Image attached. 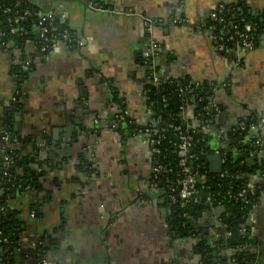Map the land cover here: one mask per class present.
<instances>
[{
    "label": "crops",
    "instance_id": "0c3cea01",
    "mask_svg": "<svg viewBox=\"0 0 264 264\" xmlns=\"http://www.w3.org/2000/svg\"><path fill=\"white\" fill-rule=\"evenodd\" d=\"M29 2L43 12L55 10L75 42L58 43L46 56L31 41L21 49L0 46V149L8 143L1 137L2 120L22 83L15 147L21 159L37 154L38 163L47 162L37 169L44 174L43 189L30 188L10 201L18 237L14 264H264V178L252 177L263 190L241 230V244L227 240L224 250H216L226 209L190 215L193 230L179 232L163 191L150 186L152 136L130 134L125 124L114 123L122 111L139 126L152 123L154 84L143 58L153 37L162 80L216 86L211 99L218 109L207 133L216 132L208 146L230 145L242 153L247 139L227 143L226 135L257 120L260 127L251 133L260 134L255 154L264 161V37L251 50L222 52L204 31L213 11L243 3L264 21V0H104L107 12L91 10L85 0ZM172 17L188 24H171ZM27 63L34 67L24 81L16 69L29 71ZM185 114L193 118V104ZM2 194L0 186V208ZM43 238L56 241L46 254L39 250ZM201 238L211 244L208 262L199 251ZM243 251L240 262L232 258Z\"/></svg>",
    "mask_w": 264,
    "mask_h": 264
},
{
    "label": "trees",
    "instance_id": "16d2710c",
    "mask_svg": "<svg viewBox=\"0 0 264 264\" xmlns=\"http://www.w3.org/2000/svg\"><path fill=\"white\" fill-rule=\"evenodd\" d=\"M92 1V0H91ZM105 4L104 0H99ZM242 7V13L236 12V7ZM0 7H9L12 12L7 15L12 20L11 24L6 22L4 19L2 9L0 8V30H2L6 36L3 42L6 46L14 45L16 48H23L27 42H33L38 50H40V29L44 26L42 22V14H55V34H61L68 26L64 23L61 24V17L51 11L49 13L40 11L38 8L33 6L29 0H0ZM29 11L30 15L24 20L23 17L25 12ZM226 11V14L224 13ZM224 11L220 12L221 17L225 20L224 24L215 23L218 28H222L223 25L231 27L232 24H241L243 21L246 23H252L255 25L254 30V41L255 44L264 37V21L260 17L255 16L252 9L243 4H238L230 7H225ZM208 20L207 24H209ZM47 23L45 24V26ZM24 27L27 33L21 35L18 28ZM243 27V24H241ZM71 38L67 41L68 45H73L75 42L74 33L70 30ZM2 44L0 43V46ZM27 58L23 60L26 61ZM34 65L31 63L29 71H22L20 68L16 69L21 80L26 81L29 77L30 71ZM147 72H149L147 70ZM24 83V82H23ZM203 83V82H202ZM189 82H174L167 83L162 87H153L149 93V102L152 105V123L154 129L152 130L153 138L160 141L157 146L158 158L157 164L163 166H169L173 168V172L163 173L160 181L161 188L170 190V185L175 181L177 174L180 172L179 163L182 159L180 151L176 149L177 145H180L182 138L187 135L192 137L191 154L194 158L189 161L194 168V172L198 175L197 189L205 196V199H211L225 207L226 211L223 217V223L225 225V231L231 232L233 229H240L242 224L247 223L249 214L252 212L254 207L258 204L262 195V186L254 184L252 177L258 176L264 178V161H260L257 154H255V142L258 140L260 134H252L251 126L258 124L257 120L243 121L246 125V130H236L226 135L227 143H230L232 139L246 140L247 145L243 146L242 153L236 154L231 150L229 145L227 148H223L218 144L213 147L208 146V140L212 131L208 134L203 126L201 125V119L210 120L213 123L214 116L210 109L213 105L211 100L215 86L208 83H203L204 90L185 92L184 95L180 94L179 90L181 87H185ZM179 97V105L176 108L175 98ZM15 102H12L10 107L6 110L4 118L2 120V134L1 137L9 136V142L6 144L7 152L2 154L0 149V186L3 194L1 196V208H0V235L6 237L9 240L8 244L0 245V264H14V256L16 253L17 244V224L15 214L10 209V201L13 197L18 196L28 188L31 190L41 191L43 189L42 179L43 172L39 173L38 168L44 167L47 162H37L39 155L35 154L32 158L21 159L17 153L15 144L20 140V137L15 132L14 116L15 113L24 107L25 90L21 83L18 87V91L15 95ZM163 98L168 100V105L164 106L162 103ZM194 100V101H193ZM185 104L188 107L193 104L194 115L193 118L186 117L183 120L181 117V106ZM203 114V117L198 115ZM211 123L210 129L213 124ZM173 125V128L170 127ZM179 127L180 131H176L175 128ZM212 127V128H211ZM132 127L126 125V131H131ZM130 133V132H129ZM212 135V134H211ZM222 142L223 139H221ZM241 148V149H242ZM219 150L224 155V171L220 175H214L209 169V156L214 154L215 151ZM250 153L254 154L253 157ZM4 155H10L13 157V166L6 169L3 161ZM248 160H252L253 164L248 165ZM37 168H36V165ZM254 186V190H248L245 194V199H237L236 195L243 190L247 189L249 185ZM191 209L195 210V214L204 212L209 209L206 203L203 202L200 205H194L192 203H186L179 200L177 203L172 205L171 224L174 225L179 232L183 233L185 230H193L191 228L190 220L185 215L190 216ZM197 235L203 234L202 232H196ZM199 245V251L205 257V261H210L213 255L211 250V244L206 239L201 238ZM55 239L43 238L41 245L39 246L40 252L46 254L48 250L52 249L56 245ZM248 244V237L244 238L242 246ZM216 250H224L226 244L223 241H217ZM212 244V246H214ZM243 252L235 253L232 258H236L237 262H240L241 255Z\"/></svg>",
    "mask_w": 264,
    "mask_h": 264
},
{
    "label": "built area",
    "instance_id": "2783aa9c",
    "mask_svg": "<svg viewBox=\"0 0 264 264\" xmlns=\"http://www.w3.org/2000/svg\"><path fill=\"white\" fill-rule=\"evenodd\" d=\"M86 3L88 4V7L91 10L98 11V12H107L110 11L111 9L107 6H105L104 3L99 2V0H85ZM1 8V7H0ZM225 7H221L219 10L213 11L210 14V22L209 24H205L204 26V31H207L210 33L218 42V47L219 50L222 52H225L229 50L232 47L236 48H241L244 50H251L255 46V41H254V30H255V25L246 22H242L243 27H241V24H232V26L229 28L225 25L222 26V28H218L215 23H221L224 24L225 20L221 17L220 12L224 10ZM3 15L5 16L6 22L11 24V18L7 15H9L12 12V9L9 7L6 8H1ZM236 12L242 13L243 8L238 6L235 8ZM30 15V12L27 11L25 12L23 17H20L21 20H24L27 16ZM55 14L50 13V14H42V22L44 23V26L40 29V52L46 56L52 48L58 44V43H67V41L72 37L69 28L67 27L61 34H55ZM171 24L175 25H187L188 21L186 20H179L176 17H172L169 20ZM47 25L45 26V24ZM64 20L61 18V24H64ZM147 23L152 30L153 28V22L151 20L147 19ZM0 24H1V19H0ZM18 31L20 32L21 35H25L27 31L25 30L24 27L18 28ZM6 34L0 30V43L2 44L1 46L6 47V43L3 42L4 37ZM158 51V45L156 41L154 40L153 37L150 38L149 43L147 45V48L145 50L144 58H143V66L146 70H148V77L150 78L151 82L154 84L155 87H162L163 85L167 83H174L173 81H165L162 80L159 75H158V69L155 63V56ZM27 69H30V63H27L26 65ZM214 86V85H213ZM216 88V86H215ZM203 91L204 90V85L202 82H189V84L185 87H181L179 92L180 94L184 95L185 92H194V91ZM16 98L14 99V101ZM162 103L164 106L168 105V100L166 98H163ZM181 117L183 120H186V107L185 104L181 106ZM211 109L217 110L218 108L214 105H212ZM198 117H203V114L198 115ZM114 123L116 124H125L128 127H132L130 134L133 135H144V134H149L152 136V130L154 129V124L151 123L148 126H139L137 125L133 120H131L127 113L122 111L114 120ZM211 121L210 120H204L201 119V125L206 131L210 130L211 126ZM170 127L173 128V125ZM260 127V124H253L251 126L252 130H255L256 128ZM239 130L244 131L246 130V125L244 122H241L239 125ZM176 131H180V128L177 127L175 128ZM7 142H9V136L4 137ZM192 137L186 136L182 138V142L180 145L176 146V149L180 151L182 159L179 163V168L180 172L177 174V177L174 182L171 183L170 190H165L161 188L160 186V181H161V176L163 173L173 172V168L163 165L157 164L158 158L156 157V154L158 153L157 146L160 144L159 140H156L155 138L151 139V146H152V151L155 155L156 158V164L153 169V176L151 179L150 186L155 189V190H162L164 193L165 200L167 201L171 211H172V205L177 203L179 200H182L186 203H192L194 205H200L203 202L209 205V208H217L220 206H223L221 202H217L211 199H203L202 193L197 189V182H198V175L194 172V168L189 161H191L194 158V155L191 154V146H192ZM2 154L6 153V147L1 150ZM220 152L219 150L217 153ZM254 154L250 153V156L253 157ZM224 156V155H223ZM3 161L5 163V168L8 169L13 166V157L10 155H4ZM225 162V161H224ZM224 171V170H223ZM223 173V172H222ZM30 189V188H28ZM254 190V186L251 184L248 186L247 189L243 190L242 192L238 193L236 195L237 199H245V194L247 191ZM2 211H4V208H1ZM186 218L189 216L185 215ZM246 223L242 224L240 230L246 231ZM231 236V233L228 231H225L224 238L225 241L229 240V237ZM9 240L6 237H1L0 235V245L1 244H8ZM1 262V259H0ZM43 264H47V261H43Z\"/></svg>",
    "mask_w": 264,
    "mask_h": 264
},
{
    "label": "water",
    "instance_id": "95a60500",
    "mask_svg": "<svg viewBox=\"0 0 264 264\" xmlns=\"http://www.w3.org/2000/svg\"><path fill=\"white\" fill-rule=\"evenodd\" d=\"M94 1H96V0H94ZM224 13L226 14V11H224ZM175 105H176V108H178V105H179V97L178 96H176V98H175ZM211 112L215 113L214 109H211ZM257 149L258 148H256V150ZM208 159H209V162L211 164L210 172L214 175L222 174V172L224 170V161H225L223 154L221 152L214 153V154L210 155ZM251 163H252V160H249L248 165H251ZM203 199H205V196H203ZM206 206L209 207L208 204H206ZM224 211H225L224 206H220V207L216 208V212H218V213H222ZM191 214H193V215L195 214L194 209H191ZM207 215L211 216L212 212H208ZM231 232H232L231 236L229 237L230 243L232 245H240L241 244V230L240 229H233ZM17 239H18V237H17ZM223 240L225 241L224 236L220 237L217 241H223ZM214 255L216 256V253H214Z\"/></svg>",
    "mask_w": 264,
    "mask_h": 264
}]
</instances>
